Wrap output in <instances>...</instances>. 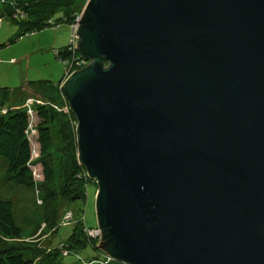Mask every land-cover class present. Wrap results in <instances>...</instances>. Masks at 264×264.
<instances>
[{"label": "water", "instance_id": "obj_1", "mask_svg": "<svg viewBox=\"0 0 264 264\" xmlns=\"http://www.w3.org/2000/svg\"><path fill=\"white\" fill-rule=\"evenodd\" d=\"M60 91L123 264H264V0H88Z\"/></svg>", "mask_w": 264, "mask_h": 264}, {"label": "rangeland", "instance_id": "obj_2", "mask_svg": "<svg viewBox=\"0 0 264 264\" xmlns=\"http://www.w3.org/2000/svg\"><path fill=\"white\" fill-rule=\"evenodd\" d=\"M3 2L0 0V18L3 19L0 23V89L9 90L5 94L11 97L5 107H18L21 105V98L31 97L35 100L42 98V103L45 102L48 107H52L56 116L50 127L52 148L49 159L54 170V180L51 184H46L39 161L40 150L34 118L31 120L29 136L34 144L36 186L27 189L10 183L6 176L7 162L0 157V198L12 201L14 217L21 228L19 238L1 236L0 248H14L33 258L35 264H84L100 256L101 252L90 244L81 250L69 252V241L74 232V222L79 218L83 219L86 228H98L96 210L98 186L86 176L89 184L85 204L74 202L64 193L66 174L80 164L77 140L76 143L64 142L61 131L64 124H68L73 131L72 127L76 119L64 99L59 98L52 103L47 94L34 91L32 88L44 81L57 83L62 78L63 83L75 72L72 69L65 74L64 63L56 55V51L68 46L72 29L69 24L63 23L18 38L20 26L12 19L5 18L6 9ZM87 2L88 0H85L81 3ZM10 101L14 103L10 104ZM0 107H2L1 102ZM28 112L35 113V106H30ZM47 189L54 194V200L49 202L45 200ZM73 240L72 247L79 243L78 238ZM96 241L100 244V239Z\"/></svg>", "mask_w": 264, "mask_h": 264}, {"label": "trees", "instance_id": "obj_3", "mask_svg": "<svg viewBox=\"0 0 264 264\" xmlns=\"http://www.w3.org/2000/svg\"><path fill=\"white\" fill-rule=\"evenodd\" d=\"M5 3V18L12 19L20 26V32L17 37H21L31 32H37L46 28H52L66 23L71 26L74 24L78 16H80L85 8V0H3ZM87 1V0H86ZM3 21L0 18V23ZM72 34V32H71ZM72 36V35H71ZM71 39V37H70ZM57 57L60 61L68 63L72 68H78V63L82 61L77 51L69 49L66 46L63 50L57 51ZM72 59V60H71ZM64 64L65 74L69 71V65ZM63 78L57 82H41L32 88L34 91L45 93L49 96V100L54 103L57 99H64L66 105L67 100L62 95L60 87ZM7 89H0V157L7 162L6 176L7 180L15 185L24 186L27 189H33L36 186L35 161L33 160L34 144L32 143L29 132L32 118L35 119L37 125V144L40 150V163L43 169L46 184H51L54 180V170L50 163V150L52 148V135L50 127L55 121L56 112L52 107H48L45 102L43 104L34 105L35 113L29 114L26 103L31 97L21 98V105L18 107H5L6 102L11 97L5 94ZM42 101V98L38 99ZM50 102V103H51ZM14 101H10L13 104ZM75 118V117H74ZM74 130L68 124L62 125L61 137L64 142L72 141L76 143L75 126ZM77 164V162H76ZM86 171L80 165H76L73 170L68 172L65 177L64 193L74 202L79 201L85 204L87 200V186L89 179L86 177ZM64 188V187H63ZM45 200L47 202L54 200V194L47 189ZM74 222V221H72ZM70 222V223H72ZM74 232L70 237V250H81L87 245H91L95 250L101 252L100 256L90 261V264H123L114 258L108 261L110 257L105 251L99 249L96 240L88 236V229L85 227L83 219L74 222ZM21 228L17 225L14 217L13 203L10 200L0 198V237L19 238ZM73 238H78L79 243L71 246L74 242ZM97 248V249H96ZM68 252V253H69ZM61 255L58 257L60 258ZM59 263V261H58ZM0 264H35L33 258L27 257L23 253L14 248H0Z\"/></svg>", "mask_w": 264, "mask_h": 264}, {"label": "built area", "instance_id": "obj_4", "mask_svg": "<svg viewBox=\"0 0 264 264\" xmlns=\"http://www.w3.org/2000/svg\"><path fill=\"white\" fill-rule=\"evenodd\" d=\"M82 15V14H81ZM81 15L80 16H78L77 17V19L75 20V22H74V24L72 25V36H71V39H70V41H69V49H71V50H74V51H77L76 50V44H77V42H78V36H77V30H78V27H79V22H80V20H81ZM56 54H58L57 53V51H56ZM82 59V58H81ZM72 60V59H71ZM67 61H65V62H63L64 64H68V63H66ZM88 63L87 62H85L83 59H82V61H80L79 63H78V68H76V69H74V68H72V65L70 66L69 64V71H71L72 69H74L75 71H77V70H80V69H82L83 67H85L86 65H87ZM68 71V72H69ZM28 103H26V108L27 109H29V107L30 106H34V105H38V104H43L42 103V101L41 100H35V99H33V98H31L30 100H28L27 101ZM32 114V113H31ZM88 235L90 236V237H92V238H94V239H100L101 238V234H100V231H99V229H96V230H88ZM111 257H108L107 258V260L108 261H111Z\"/></svg>", "mask_w": 264, "mask_h": 264}]
</instances>
